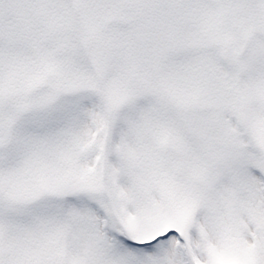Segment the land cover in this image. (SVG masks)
I'll return each mask as SVG.
<instances>
[{
	"label": "snow or ice",
	"instance_id": "obj_1",
	"mask_svg": "<svg viewBox=\"0 0 264 264\" xmlns=\"http://www.w3.org/2000/svg\"><path fill=\"white\" fill-rule=\"evenodd\" d=\"M0 264H264V0H0Z\"/></svg>",
	"mask_w": 264,
	"mask_h": 264
}]
</instances>
